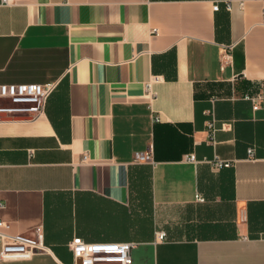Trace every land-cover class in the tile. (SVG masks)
<instances>
[{
	"label": "crops",
	"instance_id": "0c3cea01",
	"mask_svg": "<svg viewBox=\"0 0 264 264\" xmlns=\"http://www.w3.org/2000/svg\"><path fill=\"white\" fill-rule=\"evenodd\" d=\"M263 10L259 0L0 5V84L56 83L43 110L14 105L0 120V218L11 233L42 228L49 248L0 264H79L77 236L138 242L133 264H264V110L244 99L264 86ZM147 151L154 163L135 161Z\"/></svg>",
	"mask_w": 264,
	"mask_h": 264
},
{
	"label": "built area",
	"instance_id": "2783aa9c",
	"mask_svg": "<svg viewBox=\"0 0 264 264\" xmlns=\"http://www.w3.org/2000/svg\"><path fill=\"white\" fill-rule=\"evenodd\" d=\"M17 0H0V5H10ZM264 1V0H259ZM228 9H231V0H226ZM219 5L216 4L214 9L217 10ZM264 22V10H263ZM157 32V29H154ZM160 81V76L154 75L146 82V92L154 97L155 91L153 84ZM56 88V83H3L0 84V100L4 107L0 108V112L14 109L12 106L17 105L19 109H35L38 112L43 110L47 98ZM244 99L252 104L254 111L264 110V86L257 90L250 91L244 95ZM4 101L10 104H4ZM155 120H159L156 117ZM210 128L216 130L214 122L209 124ZM229 123H224L221 128H230ZM249 158L254 159V150L249 148ZM89 158L87 153L83 154L82 160L87 161ZM186 158L192 161L196 160L194 154L186 155ZM136 162L154 163L153 155L150 151L136 152L134 157ZM218 166H230L232 163L226 160H219ZM198 201H205L201 194L196 195ZM0 206L2 204L0 203ZM11 224L0 218V260H18L31 258L35 253L47 251L49 248L45 244V236L43 229L38 227L34 234L11 233L9 230ZM167 233L158 231L156 240H165ZM138 246L136 241L124 242H88L82 237H74L69 242L73 256L79 261V264H133L132 251ZM78 264V263H77Z\"/></svg>",
	"mask_w": 264,
	"mask_h": 264
},
{
	"label": "water",
	"instance_id": "95a60500",
	"mask_svg": "<svg viewBox=\"0 0 264 264\" xmlns=\"http://www.w3.org/2000/svg\"><path fill=\"white\" fill-rule=\"evenodd\" d=\"M14 118L13 116L7 115L5 112H0V120H6Z\"/></svg>",
	"mask_w": 264,
	"mask_h": 264
},
{
	"label": "rangeland",
	"instance_id": "374dc122",
	"mask_svg": "<svg viewBox=\"0 0 264 264\" xmlns=\"http://www.w3.org/2000/svg\"><path fill=\"white\" fill-rule=\"evenodd\" d=\"M3 103H4V104H10V102H8V101H4Z\"/></svg>",
	"mask_w": 264,
	"mask_h": 264
}]
</instances>
